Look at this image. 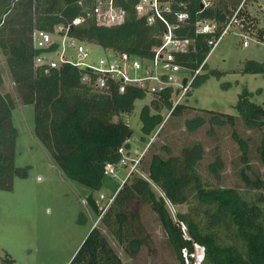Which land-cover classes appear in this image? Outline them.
<instances>
[{"label":"trees","instance_id":"trees-1","mask_svg":"<svg viewBox=\"0 0 264 264\" xmlns=\"http://www.w3.org/2000/svg\"><path fill=\"white\" fill-rule=\"evenodd\" d=\"M166 1L171 5L173 15L181 11L189 15L188 22L175 29L174 34L194 40L190 50L177 55L178 61L192 71L208 57L211 50L208 41L214 35L197 33V23L215 21L222 28L242 2L209 0L210 5L203 6L202 0ZM137 2L115 0L124 12L123 21L100 25L92 14L96 0H0V51L10 72V86L5 90V73L0 64V189L12 190L14 178L26 176V168L15 165L19 132L13 123V111L19 106L32 105L34 134L51 153L55 165L66 178L94 191L83 199L85 209L79 223L87 222L91 214L95 221L99 220L98 225L88 233L69 264H124L110 237L126 253L135 254L147 245L151 238L140 213L132 207L136 201L149 204L159 215L175 243L182 264L196 262L197 245L204 248L200 264H264V196H250L239 189L215 186L197 168L204 154L200 144L184 148L179 156L153 155L148 178L165 197L156 198L149 180L137 177L134 172L131 183L121 182L113 192H103L108 197L115 196L101 216L102 209L96 199L102 193L100 190L105 179L110 177L104 173L105 164L113 162L118 167L124 156L133 158L137 156L135 151H139L133 146L134 130L130 121L136 101L149 98L140 111L143 138L152 137L162 127L163 112L182 114L189 105L182 100L174 106L175 87L154 95L134 88L120 93L115 86L100 90L83 81L87 71L84 68L37 64L39 55L52 56L49 50L53 46L37 47L35 33H55V27L63 25L68 27L70 37L85 46L86 43L98 44L107 52L138 57L148 63L154 49L161 44L167 26L159 19L149 24L138 14ZM250 2H244L237 14L238 23L233 24L240 30L244 41L249 34L264 37L261 18L249 9ZM79 16H84V21L74 25L73 20ZM167 17L170 22L174 20L170 13ZM206 66L207 61L202 69ZM243 72L264 74V62L247 60ZM210 73L222 74L216 70ZM200 76L201 72L192 87L199 83ZM192 87L185 96L191 93ZM255 93L248 90L241 93L236 109L248 124L263 127L264 103L254 100ZM204 110L215 112L212 121L218 124L234 125L236 122L235 114ZM233 135L243 146L246 157V142L236 131ZM120 148L123 153L119 152ZM260 150L264 155V144ZM145 154L137 165L138 169ZM166 200L174 206L185 204L187 210L179 212L174 220L166 208ZM183 250L194 256L189 255L187 260ZM2 261L4 264H18L7 253Z\"/></svg>","mask_w":264,"mask_h":264},{"label":"rangeland","instance_id":"rangeland-1","mask_svg":"<svg viewBox=\"0 0 264 264\" xmlns=\"http://www.w3.org/2000/svg\"><path fill=\"white\" fill-rule=\"evenodd\" d=\"M248 6L261 18L264 28V0H251ZM239 33L236 25L231 26L207 58L199 83L184 97L183 102L189 107L178 115L163 112V125L152 137L143 138L140 131V111L149 98L136 101L130 115L134 130L132 142L134 148L146 152L143 163L135 170L137 177L149 180V165L154 154L164 158L179 156L184 148L200 144L204 154L197 168L215 186L232 187L250 196H264V155L260 150L264 144V126H251L236 109L240 94L245 90L256 92L254 100L264 103V74L243 72L247 60L264 62V37L249 34L245 38L248 44L244 45V37ZM86 47L92 51L93 58L106 54L101 45L86 43ZM0 64L5 73L3 89L6 90L10 86V72L1 51ZM213 70L221 72V76L211 74ZM259 89L261 93H257ZM204 109L235 114L236 122L218 124L212 121L215 112ZM34 114L32 105L19 106L13 111V123L19 132L15 165L26 168V176L17 175L12 190L0 189V264H4L2 258L6 253L18 264H69L95 221L89 214L87 222L79 223L85 209L83 199L94 191L66 178L55 165L51 153L34 134ZM234 131L248 146L246 157ZM127 160L125 170L121 167L116 176L107 177L100 192L111 193L127 179L132 164ZM132 178L127 181L131 183ZM149 185L156 198L164 196L151 180ZM97 193L99 191L95 195ZM132 207L140 213L151 239L132 254L126 253L110 237L124 264H182L159 215L144 202L136 201ZM166 208L177 220L178 213L185 212L187 205L174 206L166 200ZM201 251L202 246H197V253Z\"/></svg>","mask_w":264,"mask_h":264},{"label":"built area","instance_id":"built-area-1","mask_svg":"<svg viewBox=\"0 0 264 264\" xmlns=\"http://www.w3.org/2000/svg\"><path fill=\"white\" fill-rule=\"evenodd\" d=\"M202 1L203 6L210 5L209 0ZM245 1L242 0L228 23L222 28L215 21L204 20L197 23V33L214 34L208 41V44L211 46L208 57L221 43L229 28L234 23H238L237 14ZM136 10L140 16H144L147 19L149 24L159 19L167 26L161 44L154 49V54L148 63H143L138 57L124 56L112 51H106L105 55L93 58L92 51L84 44L70 37L68 27H64L63 25H57L55 33L46 31H37L35 33L37 47L50 48L53 46L49 50L52 56L49 54L39 55L36 58V63H48L50 67L72 65L84 68L87 71L83 76V81L90 82L100 90H106L111 86H115L120 93H125L128 88H134L143 91L147 95H154L170 87H175L177 91L174 106L177 105L191 89L197 74L201 72L208 57L195 71L185 68L177 59L179 53L190 50L191 45L194 43L193 39L179 38L174 34L175 29L183 27L188 22L189 15L186 11L175 12L173 15L171 5L166 0H138ZM169 13L173 16L174 20L172 22L167 17ZM92 14L100 25L120 23L123 21L124 16L122 8L115 3V0H96ZM82 21H84V16H79L73 20V24L78 25ZM247 44L248 41L245 40L244 45ZM72 51H75L76 54H73ZM184 80H186L185 83ZM127 122H129V119ZM119 152L123 153V148H120ZM144 152L136 150L137 156L133 158L124 156L119 162L118 167L113 162H107L104 173L110 177L116 176L119 168L122 167L125 170L124 167L127 166V159H129L132 161V164L128 175L126 174V178L128 179L137 169V165ZM38 179L41 178L38 177ZM127 179H124L122 183L126 182ZM114 196L115 194L108 197L103 192L99 194L96 203L102 209L101 216L112 203ZM98 221H96L95 226L98 225ZM185 236H187L186 233ZM197 246L195 254L196 262L194 264H200V260L204 256V248L202 247L201 253H197ZM183 254L187 260L189 255L194 256V254H188L187 250H183Z\"/></svg>","mask_w":264,"mask_h":264},{"label":"crops","instance_id":"crops-1","mask_svg":"<svg viewBox=\"0 0 264 264\" xmlns=\"http://www.w3.org/2000/svg\"><path fill=\"white\" fill-rule=\"evenodd\" d=\"M95 223H96V221L93 222L92 227H91V230L94 228ZM91 230H90V231H91ZM73 255H74V254H73ZM73 255H72V256H73Z\"/></svg>","mask_w":264,"mask_h":264},{"label":"water","instance_id":"water-1","mask_svg":"<svg viewBox=\"0 0 264 264\" xmlns=\"http://www.w3.org/2000/svg\"><path fill=\"white\" fill-rule=\"evenodd\" d=\"M186 82V80H184V83ZM132 134V132L130 133V135ZM130 135H129V137H130Z\"/></svg>","mask_w":264,"mask_h":264}]
</instances>
